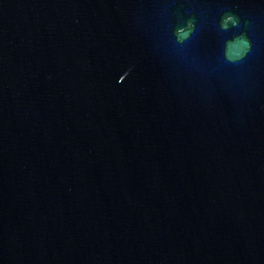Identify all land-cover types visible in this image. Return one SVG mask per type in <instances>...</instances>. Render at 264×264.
Returning a JSON list of instances; mask_svg holds the SVG:
<instances>
[{
  "label": "water",
  "instance_id": "obj_1",
  "mask_svg": "<svg viewBox=\"0 0 264 264\" xmlns=\"http://www.w3.org/2000/svg\"><path fill=\"white\" fill-rule=\"evenodd\" d=\"M0 264H264V0H0Z\"/></svg>",
  "mask_w": 264,
  "mask_h": 264
}]
</instances>
